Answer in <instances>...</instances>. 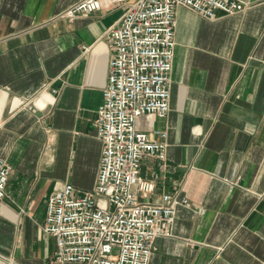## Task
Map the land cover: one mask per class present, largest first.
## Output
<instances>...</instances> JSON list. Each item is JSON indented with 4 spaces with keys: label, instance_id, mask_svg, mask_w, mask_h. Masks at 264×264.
Returning a JSON list of instances; mask_svg holds the SVG:
<instances>
[{
    "label": "crops",
    "instance_id": "0c3cea01",
    "mask_svg": "<svg viewBox=\"0 0 264 264\" xmlns=\"http://www.w3.org/2000/svg\"><path fill=\"white\" fill-rule=\"evenodd\" d=\"M75 1L0 0V158L12 167L0 264H54L57 239L42 228L51 194L96 183L107 32L124 10L66 15ZM237 1L249 8L214 20L177 9L170 111L137 121L168 133L166 159L142 164L149 200H188L149 264H264V0Z\"/></svg>",
    "mask_w": 264,
    "mask_h": 264
},
{
    "label": "built area",
    "instance_id": "2783aa9c",
    "mask_svg": "<svg viewBox=\"0 0 264 264\" xmlns=\"http://www.w3.org/2000/svg\"><path fill=\"white\" fill-rule=\"evenodd\" d=\"M123 8L107 36L111 48L109 78L94 126L102 142L95 186L71 183L51 194L43 230L57 239L54 264H149L155 240L170 236L178 194L149 200L155 183L141 176L146 156L166 159L167 132L137 128L146 114L170 111L175 57L176 11L185 7L205 19L232 16L249 7L237 0H76L66 15L77 17ZM11 165L0 158V204L7 196Z\"/></svg>",
    "mask_w": 264,
    "mask_h": 264
}]
</instances>
